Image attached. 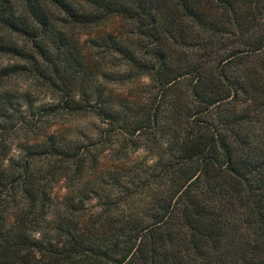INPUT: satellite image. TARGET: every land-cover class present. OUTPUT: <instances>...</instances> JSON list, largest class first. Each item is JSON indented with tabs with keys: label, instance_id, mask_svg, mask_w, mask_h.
Wrapping results in <instances>:
<instances>
[{
	"label": "trees",
	"instance_id": "trees-1",
	"mask_svg": "<svg viewBox=\"0 0 264 264\" xmlns=\"http://www.w3.org/2000/svg\"><path fill=\"white\" fill-rule=\"evenodd\" d=\"M0 264H264V0H0Z\"/></svg>",
	"mask_w": 264,
	"mask_h": 264
},
{
	"label": "rangeland",
	"instance_id": "rangeland-1",
	"mask_svg": "<svg viewBox=\"0 0 264 264\" xmlns=\"http://www.w3.org/2000/svg\"><path fill=\"white\" fill-rule=\"evenodd\" d=\"M144 79H142L143 81ZM39 97L44 99L45 98V94L44 92L40 91L39 92ZM73 120V119H72ZM74 125H78L79 127H83L85 125V123L87 122V119L85 117H80L79 119H74L73 121H71ZM89 205L93 208H98L99 207V201L97 199L92 200Z\"/></svg>",
	"mask_w": 264,
	"mask_h": 264
}]
</instances>
